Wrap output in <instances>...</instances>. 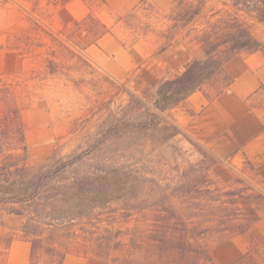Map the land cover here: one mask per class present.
<instances>
[{"label": "trees", "instance_id": "obj_1", "mask_svg": "<svg viewBox=\"0 0 264 264\" xmlns=\"http://www.w3.org/2000/svg\"><path fill=\"white\" fill-rule=\"evenodd\" d=\"M204 4L174 0L169 31L188 27ZM157 11L141 0L138 9L118 20ZM75 24L91 43L111 32L92 12L75 19ZM195 40L201 57H194L179 73L158 79L145 95L130 94L128 104L119 113H110L83 146L51 162L32 161L23 108L9 88H2L0 226L6 214L23 219L22 231L32 244L31 264H63L70 253L111 258L119 264H159L163 259L212 264L209 239L223 242L237 236L249 237V246L233 264H264V235L256 228L257 218L242 205L244 200L264 204V191L239 177L222 185L211 175L218 160L163 116L213 81L220 85L214 95H206H219L234 80L227 68L232 58L241 52H264V43L247 22L232 17L209 22ZM175 142L193 145L198 161H183L187 164L183 168L147 165L148 145ZM132 219L136 221L132 228L116 227ZM141 222L146 229H141ZM13 238L12 233L5 248ZM132 250H144L148 260L135 259Z\"/></svg>", "mask_w": 264, "mask_h": 264}, {"label": "rangeland", "instance_id": "obj_2", "mask_svg": "<svg viewBox=\"0 0 264 264\" xmlns=\"http://www.w3.org/2000/svg\"><path fill=\"white\" fill-rule=\"evenodd\" d=\"M173 1L162 7L153 0L151 5L157 12L149 16L139 14L129 20H118L101 0L2 1L0 107L2 88L7 87L23 108L33 162H51L78 150L89 134L105 124L110 113L117 114L128 104L130 94L145 95L158 79L179 73L194 57H201L203 53L195 38L209 22L223 17L244 20L264 43L261 0H194L205 3L201 15L188 27L169 31ZM90 12L101 16L111 27L107 40L103 41L110 51L99 42L86 48L92 38L77 28L75 19L81 20ZM144 27L150 28L144 33ZM116 40L123 45L122 51L114 52L112 42ZM257 54L264 58L263 51ZM248 55L237 54L229 67L242 69ZM219 85L220 81H213L202 91L214 95ZM252 105L264 109V86L252 96ZM192 113L183 103L163 116L185 131L190 128ZM146 153L147 165L159 169L161 165L183 168L187 166L185 162L194 164L200 158L197 149L186 142L150 144ZM211 175L222 185H229L236 177L253 185L264 183L258 168L251 166L242 153L222 159L211 167ZM112 207L120 205L113 203ZM3 219L0 247L5 249L12 233L22 235L23 219L8 214ZM135 225L132 219L118 222L116 227L127 229ZM140 227L146 229L147 225L141 222ZM209 241L212 264H218L214 250L227 241L214 238ZM244 242L249 244V237ZM257 258L263 259L259 254Z\"/></svg>", "mask_w": 264, "mask_h": 264}, {"label": "crops", "instance_id": "obj_3", "mask_svg": "<svg viewBox=\"0 0 264 264\" xmlns=\"http://www.w3.org/2000/svg\"><path fill=\"white\" fill-rule=\"evenodd\" d=\"M147 1L152 4L153 0ZM155 1L158 6L167 7L172 0ZM105 2L103 4L106 8L118 18L138 9L141 5V0H105ZM98 17L108 25L101 16ZM108 34L98 42L105 50L110 51L107 43H103L107 40ZM94 44L96 43H89L86 48L89 49ZM112 44L114 52L122 51L124 48L119 40ZM234 59L235 57L227 65L234 80L223 92L208 98L202 90H198L186 99L184 104H187L194 113L190 117V128L185 129L184 132L207 153L214 156L218 160L217 165L222 159H229L242 153L246 161L258 168L264 177V109L252 105V96L258 94L261 86H264V58L257 52L249 53L240 70L229 67ZM254 186L264 191V183ZM242 205L248 213L257 218L256 228L264 235V204L256 205L244 200ZM20 229L22 235L18 236L14 233L8 248L0 247V264H31L32 244L22 231V226ZM245 238L247 237L237 236L217 247L214 255L218 264H231L246 252L249 244L244 242ZM132 256L139 261L148 260L144 250H132ZM63 264L119 263L111 258L70 253ZM159 264L179 263L163 259Z\"/></svg>", "mask_w": 264, "mask_h": 264}]
</instances>
